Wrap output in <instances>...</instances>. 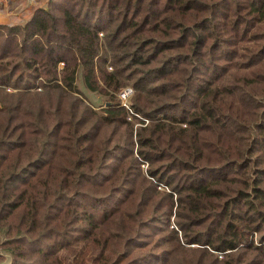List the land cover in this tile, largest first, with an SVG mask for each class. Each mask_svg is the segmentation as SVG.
Masks as SVG:
<instances>
[{
  "label": "trees",
  "instance_id": "obj_1",
  "mask_svg": "<svg viewBox=\"0 0 264 264\" xmlns=\"http://www.w3.org/2000/svg\"><path fill=\"white\" fill-rule=\"evenodd\" d=\"M1 230L9 264H264V0L0 25Z\"/></svg>",
  "mask_w": 264,
  "mask_h": 264
},
{
  "label": "rangeland",
  "instance_id": "obj_2",
  "mask_svg": "<svg viewBox=\"0 0 264 264\" xmlns=\"http://www.w3.org/2000/svg\"><path fill=\"white\" fill-rule=\"evenodd\" d=\"M47 1L48 0H7L6 2H2L0 5V25L24 26L37 9L46 6ZM108 71H111V69L108 68ZM78 87L84 93L83 96L86 99L84 102L89 103L95 111L101 112L105 108L103 103L106 101V98L104 96L85 90L80 81H78ZM117 94V92L114 93L116 98L118 97ZM142 168L146 169V166ZM0 236V242L5 240V230L0 231ZM0 253L3 254L5 259L3 264H9L12 257L11 251L0 249ZM59 257L63 263L71 264V260L66 251L60 252Z\"/></svg>",
  "mask_w": 264,
  "mask_h": 264
},
{
  "label": "built area",
  "instance_id": "obj_3",
  "mask_svg": "<svg viewBox=\"0 0 264 264\" xmlns=\"http://www.w3.org/2000/svg\"><path fill=\"white\" fill-rule=\"evenodd\" d=\"M133 91L131 87H126L122 91H120L118 98L120 100L121 106L125 107L126 109L129 110V98L132 95Z\"/></svg>",
  "mask_w": 264,
  "mask_h": 264
},
{
  "label": "bare ground",
  "instance_id": "obj_4",
  "mask_svg": "<svg viewBox=\"0 0 264 264\" xmlns=\"http://www.w3.org/2000/svg\"><path fill=\"white\" fill-rule=\"evenodd\" d=\"M6 1H7V0H1V1H0V5H1L2 2H6Z\"/></svg>",
  "mask_w": 264,
  "mask_h": 264
}]
</instances>
